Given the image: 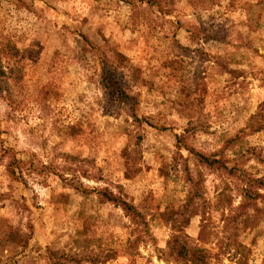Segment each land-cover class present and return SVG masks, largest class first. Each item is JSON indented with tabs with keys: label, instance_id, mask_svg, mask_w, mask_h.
Segmentation results:
<instances>
[{
	"label": "rangeland",
	"instance_id": "rangeland-1",
	"mask_svg": "<svg viewBox=\"0 0 264 264\" xmlns=\"http://www.w3.org/2000/svg\"><path fill=\"white\" fill-rule=\"evenodd\" d=\"M158 3L166 14L139 4L132 26L125 0H0L11 90H0V264H196L169 253L174 237L201 248L203 264L264 263V0ZM82 37L126 57L137 118L105 95ZM189 149L236 168H199L193 203ZM245 181L258 194L224 226Z\"/></svg>",
	"mask_w": 264,
	"mask_h": 264
},
{
	"label": "trees",
	"instance_id": "trees-1",
	"mask_svg": "<svg viewBox=\"0 0 264 264\" xmlns=\"http://www.w3.org/2000/svg\"><path fill=\"white\" fill-rule=\"evenodd\" d=\"M130 8L129 21L132 26L137 24V12L138 6L142 3H149L151 5L157 6L156 10L161 14H166L167 10H164L162 6L159 5L158 0H125ZM84 42L83 51L91 50L93 55L97 57L99 67H100V81L105 95L110 98L112 101H115L117 105H121L125 107L129 113L134 118H137L134 109L136 105L135 96L129 94L127 92V87L125 84V79L123 75V65L125 63L126 57L119 51L117 48L109 45L108 43L103 46H97L91 44L85 37H82ZM3 55V45L0 44V90L5 94L6 99H10L11 90L7 84V77L4 72V68L1 65ZM122 71V72H121ZM10 101V100H9ZM264 118V110L262 114L257 117L256 123H259L261 119ZM253 129H258L257 124ZM8 148L5 147V150ZM190 153H193L195 159V168H196V177L193 179L192 177L187 176V180L191 185L194 184V188L190 187V192L187 196L186 203H193L196 196H201V193L197 191L196 184L201 180V173L199 168L203 167L206 171H216L219 170L223 173L236 175L235 166H227L225 161L220 157H215L214 153L211 154H203L201 152L194 151L192 149L188 150ZM17 159L13 155H9V160L5 164V171L7 176L10 179L17 178L16 173L19 171V166L17 164ZM20 175H18V178ZM195 182V183H194ZM238 193L240 200L237 205L229 210V212L225 215L220 216V221L222 225H226L232 222L235 218H237L240 213H242L248 206L252 204L258 192L252 189V186L248 182H244L243 184H238ZM97 197L105 202H110L111 204L119 207L124 214L129 217V219L133 220L135 223H140L142 221V215L137 210V207L121 198L119 194H116L107 188H99L97 190ZM256 208V206H254ZM219 220V218H218ZM143 222V221H142ZM145 226L144 223H142ZM214 222L210 215L205 217H201V223L199 225V229L197 232V238L201 239V241H205L211 236V230H214ZM175 253V255L186 261L203 264L205 261V256L202 253L201 248L196 247L195 245L187 244L181 242L178 244L177 237H174L171 242H169V253ZM264 256V255H263ZM264 264V263H263Z\"/></svg>",
	"mask_w": 264,
	"mask_h": 264
}]
</instances>
